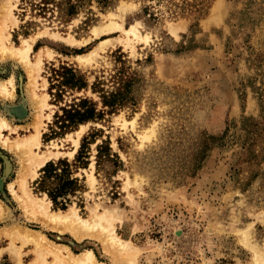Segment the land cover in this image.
<instances>
[{"label": "rangeland", "instance_id": "obj_1", "mask_svg": "<svg viewBox=\"0 0 264 264\" xmlns=\"http://www.w3.org/2000/svg\"><path fill=\"white\" fill-rule=\"evenodd\" d=\"M85 2L65 22L58 12L20 16V0H11L4 21L8 47L34 38L29 58L40 53L42 61L34 92L47 105L34 111L25 68L0 56V80L13 75L14 83L12 98L0 96V117L14 128L2 134L13 140L38 125L40 144L31 156L48 160L31 176L34 164L0 143V264L36 258L31 243L12 241L15 226L73 254L91 250L103 264H264V0H114L104 8ZM109 22L134 26V33L102 31ZM91 53L88 61L78 58ZM60 62L87 71L90 80L123 67L129 100L105 121L46 140L56 108L49 103L47 66ZM21 104L25 115L13 116L12 107ZM84 137L88 157L80 164L74 160ZM97 146L111 151L97 158ZM59 159H67L78 180L58 199L64 209L36 184L45 165ZM21 179L50 211L105 216L126 241V253L106 248L98 232L78 239L29 217L8 188L12 183L21 195ZM50 259L44 264H60Z\"/></svg>", "mask_w": 264, "mask_h": 264}, {"label": "trees", "instance_id": "obj_2", "mask_svg": "<svg viewBox=\"0 0 264 264\" xmlns=\"http://www.w3.org/2000/svg\"><path fill=\"white\" fill-rule=\"evenodd\" d=\"M112 1L114 0H96L101 8L108 6ZM85 3V0H20L18 8L20 16H25L29 12L33 16L49 18V14L58 12L62 14L65 22H69ZM91 20L93 19L88 18L86 23ZM34 23L29 22L28 25ZM25 34L27 35L28 31ZM116 61L122 63L120 55ZM123 72L125 71L121 67L109 78L102 75L90 80V73L68 62L51 63L47 66L49 103L56 108L48 125L49 131L43 135L44 139L64 136L78 129L80 125L105 121L108 116L117 113L129 100L131 83ZM86 142L87 137H84L74 162H80L81 159L88 157L84 152ZM97 150L99 152L97 158L101 157V150L111 151L109 146H97ZM84 161L82 160V164H87ZM71 166L67 159L50 161L41 170L42 174L36 181L37 189L47 193L54 206L60 205L62 209L66 208V203L58 202V199L72 191L78 182L76 178L71 177Z\"/></svg>", "mask_w": 264, "mask_h": 264}, {"label": "bare ground", "instance_id": "obj_3", "mask_svg": "<svg viewBox=\"0 0 264 264\" xmlns=\"http://www.w3.org/2000/svg\"><path fill=\"white\" fill-rule=\"evenodd\" d=\"M0 2V56L2 58H11L17 60L25 68L28 76V83L26 82L27 84H25L27 101L35 112H39V110L42 109L44 105H47L44 98H38V96L34 92V83L36 82V77L41 68V54H37L35 61H31L29 58V53L32 49V42L34 41L33 37L25 38L20 47H8L6 45L4 21L7 16H10L9 6H12V3L11 0H2ZM116 28L121 29L122 27L120 24H117L115 22H109V24H107L102 31H110ZM122 30H124L126 33H134V26L130 29L122 28ZM93 31L97 35L99 33L98 27H94ZM106 41L107 40H102L100 42V46L102 47V45H104ZM94 54L91 53L87 56L79 55L78 58L82 61H88L92 58V56H94ZM12 76H10L7 80H0V96L3 98L13 97L14 83ZM11 111L13 116L21 118L25 115V106L24 104L14 106L12 107ZM81 126L83 127V125ZM5 129L13 130L14 128L4 117H0L1 145L5 149H12L16 153H18L25 161H31L34 164V168L31 171V176H33L35 174V167L40 168L48 160V156H46L45 154H39L38 157L35 158V160L31 156V154L34 152V148H37L40 144V130L38 125H34V131L30 132V134L13 140H10L7 136L2 134L3 130ZM9 170V165L6 164L5 173L7 174ZM20 177L22 178L23 175L21 174ZM19 183L20 189L22 191L21 195L15 193L12 183L8 184V188L10 192L14 194L15 199L18 201L19 205L23 208V210L29 217L42 220L51 228L58 229L59 231L70 230L72 234L78 239L85 234L98 232L99 235L104 238L103 243L106 248H113L121 254L126 253V241L120 239L115 235L113 230L110 228L109 220L105 216L101 214H93L88 220L85 218H79L74 208H70L66 212L50 211L48 209V206H46L43 201H41L42 199H36L26 191L24 179L19 180ZM3 215L4 209H2V206L0 205V218ZM98 229H100L101 231ZM9 236L11 237L12 241L20 240L22 243H31L34 246L36 258L34 262H31L30 264H44L46 263L47 256L51 257L53 263L103 264L96 260L94 253L91 250L84 249V251H82L80 254H73L67 246L55 245L51 243L43 234L39 232H32L27 229L20 228L19 226L12 227ZM16 261L17 264H21L20 258H17ZM113 264L124 263H121L119 261L114 262Z\"/></svg>", "mask_w": 264, "mask_h": 264}]
</instances>
